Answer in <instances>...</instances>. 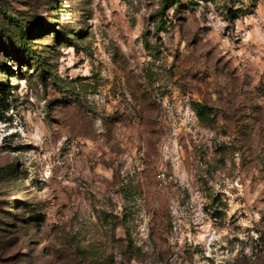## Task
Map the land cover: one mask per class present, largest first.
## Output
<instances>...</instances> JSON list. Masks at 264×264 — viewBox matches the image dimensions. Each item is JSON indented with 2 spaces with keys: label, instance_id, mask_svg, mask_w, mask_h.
Returning a JSON list of instances; mask_svg holds the SVG:
<instances>
[{
  "label": "rangeland",
  "instance_id": "1",
  "mask_svg": "<svg viewBox=\"0 0 264 264\" xmlns=\"http://www.w3.org/2000/svg\"><path fill=\"white\" fill-rule=\"evenodd\" d=\"M0 264H264V0H0Z\"/></svg>",
  "mask_w": 264,
  "mask_h": 264
},
{
  "label": "trees",
  "instance_id": "2",
  "mask_svg": "<svg viewBox=\"0 0 264 264\" xmlns=\"http://www.w3.org/2000/svg\"><path fill=\"white\" fill-rule=\"evenodd\" d=\"M56 35H59L58 37H60V39H65V36L63 33L56 32ZM18 39H19V43H26L24 34L18 35ZM25 49H26V55L27 56L33 55L29 49L27 50V47Z\"/></svg>",
  "mask_w": 264,
  "mask_h": 264
}]
</instances>
